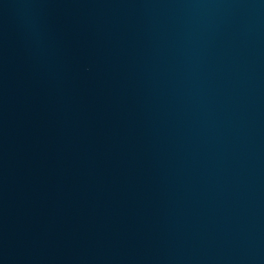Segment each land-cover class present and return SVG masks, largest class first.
<instances>
[{"label":"water","instance_id":"obj_1","mask_svg":"<svg viewBox=\"0 0 264 264\" xmlns=\"http://www.w3.org/2000/svg\"><path fill=\"white\" fill-rule=\"evenodd\" d=\"M0 264H264V0H0Z\"/></svg>","mask_w":264,"mask_h":264}]
</instances>
